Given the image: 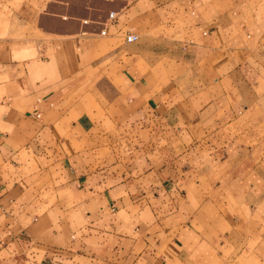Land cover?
<instances>
[{
  "label": "crops",
  "instance_id": "crops-1",
  "mask_svg": "<svg viewBox=\"0 0 264 264\" xmlns=\"http://www.w3.org/2000/svg\"><path fill=\"white\" fill-rule=\"evenodd\" d=\"M240 16L0 0V264H264V23Z\"/></svg>",
  "mask_w": 264,
  "mask_h": 264
},
{
  "label": "rangeland",
  "instance_id": "rangeland-1",
  "mask_svg": "<svg viewBox=\"0 0 264 264\" xmlns=\"http://www.w3.org/2000/svg\"><path fill=\"white\" fill-rule=\"evenodd\" d=\"M220 1V0H219ZM223 10H228L235 17L241 14L243 24L264 23V0H221ZM255 15V16H254ZM261 18V19H260ZM260 19L259 21H257ZM244 26V25H243ZM255 59L264 63V33L258 39ZM263 69L261 68V71ZM264 103V101H262ZM256 104L257 111H262L263 104ZM260 121L262 117L260 116Z\"/></svg>",
  "mask_w": 264,
  "mask_h": 264
},
{
  "label": "built area",
  "instance_id": "built-area-1",
  "mask_svg": "<svg viewBox=\"0 0 264 264\" xmlns=\"http://www.w3.org/2000/svg\"><path fill=\"white\" fill-rule=\"evenodd\" d=\"M102 33L105 34V33H106V29H103V30H102ZM139 37H140V35H139L137 32H135L134 30H130V31H128V32L126 33V35H125V40H126L127 42H133V41L138 40Z\"/></svg>",
  "mask_w": 264,
  "mask_h": 264
}]
</instances>
